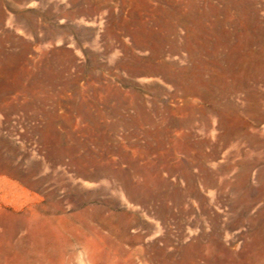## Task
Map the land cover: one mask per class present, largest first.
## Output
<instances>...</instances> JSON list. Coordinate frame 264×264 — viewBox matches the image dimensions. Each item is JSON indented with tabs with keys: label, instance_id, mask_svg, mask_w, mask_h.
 <instances>
[{
	"label": "rangeland",
	"instance_id": "1",
	"mask_svg": "<svg viewBox=\"0 0 264 264\" xmlns=\"http://www.w3.org/2000/svg\"><path fill=\"white\" fill-rule=\"evenodd\" d=\"M69 11L100 17L95 45L69 29L87 56L74 111L41 93L69 53L0 12V264H264V0ZM32 18L15 25L43 41Z\"/></svg>",
	"mask_w": 264,
	"mask_h": 264
},
{
	"label": "crops",
	"instance_id": "2",
	"mask_svg": "<svg viewBox=\"0 0 264 264\" xmlns=\"http://www.w3.org/2000/svg\"><path fill=\"white\" fill-rule=\"evenodd\" d=\"M49 3L54 6H60V12L53 13L48 11L46 8ZM110 3H112V0H94V5L99 6L100 9L110 8ZM84 4L85 0H32L24 4H9L7 8L4 3L0 6V12L4 15V23L6 20L5 14L7 13L8 20L14 22L13 31L23 34L32 47H62L64 52L69 53L71 59L68 62L64 61V66L59 63L55 56H48L53 73L48 77L44 90L41 92L45 95L61 96L64 102V110H78L87 103L84 96L88 92L85 87L86 84L83 82L84 78L79 77L81 72L78 71L72 75V80L75 79L76 82H69L70 70L75 68L79 70L82 64L87 61V56L83 54L84 46L82 42L77 43L76 38L70 35L69 29L82 26L92 30L94 38L84 41V43L86 42L89 45L96 44L95 34L100 32L98 26L100 17L97 19L98 16L93 15L94 22L81 24L79 18L84 19V11H81L78 15H74L73 12L70 13V6L80 5L82 7ZM21 11L32 16L34 23L46 24L42 30L45 31V39L43 41H40L42 35L40 29H30L15 25L14 18ZM1 45L9 46L10 44L3 43ZM91 74L92 72L87 73L89 78H91ZM64 75L66 76L65 78ZM89 108H93V106ZM257 137L259 142L264 143V114L253 119L254 142L257 141Z\"/></svg>",
	"mask_w": 264,
	"mask_h": 264
}]
</instances>
